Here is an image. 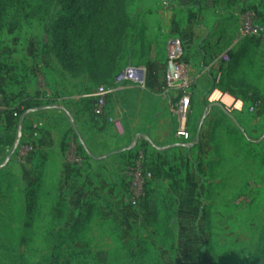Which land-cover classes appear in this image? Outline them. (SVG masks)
<instances>
[{
  "label": "rangeland",
  "instance_id": "obj_1",
  "mask_svg": "<svg viewBox=\"0 0 264 264\" xmlns=\"http://www.w3.org/2000/svg\"><path fill=\"white\" fill-rule=\"evenodd\" d=\"M36 1L0 0V65L11 56L7 41L37 43L51 67L55 59L58 62L51 35L58 9L53 7L41 21L24 18L27 6ZM126 1L128 21L115 75L93 78V93L111 87L114 77L127 68L144 69V81L115 87L100 115L94 113L91 98L87 110L91 127L100 130L87 134L99 151L115 143L117 151V144L126 141L122 148L129 150L128 161L113 168L100 162L91 176L88 172L95 166L91 156L98 154L84 151L68 123L63 147L72 139L83 164L67 163L55 155L43 158L36 141L48 122L35 115L29 130L22 129L21 118L38 104L23 100L16 106L10 132L13 147L20 138V146L26 144L38 123L42 127L34 149L15 148L9 165L7 153L0 152V264H264V49H245L238 21L226 25L223 37L212 35L211 47L203 52L207 58L197 61L195 70H204L206 76H190L191 140L181 142L170 112L176 94L163 82L169 41L177 37L172 32L147 37L145 25L132 15ZM199 14L197 9V22ZM237 47L246 50L237 73L218 82L222 63ZM182 53V61H187L183 45ZM37 80L35 86L41 82ZM215 94L234 104L225 105ZM0 96L6 107L9 95L0 91ZM7 115L0 110V121L5 122ZM4 131L0 128V137H6ZM139 152L153 176L137 208L129 209L123 203L126 172ZM110 174L120 184L113 195L108 194ZM93 178L98 188L92 190ZM92 191L105 194L95 197Z\"/></svg>",
  "mask_w": 264,
  "mask_h": 264
},
{
  "label": "crops",
  "instance_id": "obj_2",
  "mask_svg": "<svg viewBox=\"0 0 264 264\" xmlns=\"http://www.w3.org/2000/svg\"><path fill=\"white\" fill-rule=\"evenodd\" d=\"M129 4V8L133 10L132 15H135L145 25L147 37L156 35L165 37L172 32L171 34L180 40L186 54L189 55L188 60L183 61L188 64L189 75L196 78L206 76L204 70L198 71V73L195 70L198 62L207 58L203 52L207 53L208 48L211 47L209 40L215 32L222 37L225 33L227 34L226 25L230 22L237 23L239 14L245 9H252L264 17V0H234L232 4H227L224 0H129ZM197 9L200 13L198 22L195 15ZM7 44H9L12 52L9 56L10 59H6L5 63L0 65V91L9 95L7 107H15L23 103L25 99H31L38 103L37 107L31 108V112L21 118L19 123L22 129L29 130L32 124L29 122L33 121L31 120L34 118L33 116L37 115L47 120L48 124L44 123V129L36 141L37 153L39 152L45 159L55 155L60 160L64 148L62 137L66 132L64 125L68 123L78 141L83 145L84 151L90 154H98L96 157L91 156L95 164L88 172L91 176L97 170L100 162H102L101 166L108 165L109 168H113L111 165L119 161L127 163L129 150L122 148L126 141L117 144L119 146L117 151H114L116 143L106 148L105 151H99L89 140L87 133L92 130L99 131L100 128L91 127L90 116L87 112L88 102L91 98L95 101V97L99 93L98 89L93 93V83L88 76H73L67 73L56 59L55 63L53 62V67H51L46 62L44 52L37 43L18 42L16 45L7 41ZM245 46L249 50L252 49L250 46L259 50L264 49V44L260 41L246 42ZM238 48H235L231 55L235 54ZM193 55L195 57H192ZM222 66L225 67L224 62ZM81 78L86 79L83 85ZM36 80H41L42 88L34 85ZM46 83L50 89L45 86ZM130 85L135 84L124 83L122 86ZM0 125V128L4 129L6 133L5 138L1 136L5 141L10 136L11 131L7 129L5 122L0 121ZM21 141L22 138H20V143ZM1 151L3 152V150ZM15 154L16 152L7 154L8 165L13 161ZM154 169L160 171L157 164L154 165ZM110 170H108L109 173ZM117 170L119 174L122 171L120 167ZM111 176L110 174L107 185L110 188L108 194L113 195L114 192L118 193L120 184L117 181L114 182L113 176ZM95 182L96 180L93 178L89 184L92 190L95 187L98 188L95 186ZM113 187L115 190H112ZM92 192V195L96 194L95 197L105 194L99 193V191Z\"/></svg>",
  "mask_w": 264,
  "mask_h": 264
},
{
  "label": "trees",
  "instance_id": "obj_3",
  "mask_svg": "<svg viewBox=\"0 0 264 264\" xmlns=\"http://www.w3.org/2000/svg\"><path fill=\"white\" fill-rule=\"evenodd\" d=\"M126 4V0H37L27 6L24 18L41 21L56 7L58 19L51 34L54 55L64 71L73 76L87 74L93 83V78L115 75L128 21ZM245 52L242 48L234 57L233 54L224 61L225 67L218 82L237 73ZM15 120L13 115L5 117L9 131H12ZM13 145L12 137H7L5 141L0 137V147L12 148Z\"/></svg>",
  "mask_w": 264,
  "mask_h": 264
},
{
  "label": "built area",
  "instance_id": "obj_4",
  "mask_svg": "<svg viewBox=\"0 0 264 264\" xmlns=\"http://www.w3.org/2000/svg\"><path fill=\"white\" fill-rule=\"evenodd\" d=\"M238 35L241 39H255L264 44V17L260 16L252 9L243 10L238 17ZM182 54V45L180 40L177 38H171L168 47L169 62L164 75V82L166 87L170 90H174L176 94L175 101L170 110L175 124V136L181 142L187 143L191 140V132L188 128L187 118L190 106V89L192 80L186 63L182 61ZM143 81V69H124L114 77L111 87L98 88L99 93L95 97L94 113L96 115H100L102 113L105 98L114 91L115 87L122 86L124 83L140 85L143 84ZM38 86L42 88V82H40ZM2 98L3 97L0 96V110H5L8 115L16 116V110H18V108L16 106L3 107ZM115 126L118 130H120L119 123L117 121L115 122ZM41 127V123L34 126L29 134V141L21 146L17 143L15 148L19 147L18 149H23L24 151L34 149V141L36 137H38ZM15 148L0 147V150L2 149L7 154H10L13 150V152L17 151ZM62 157L65 162L72 163L77 166L82 165L84 162V158L79 155L72 139H69L65 143L62 151ZM126 173L128 176V189L127 196L124 198L123 203L129 209H136L139 202L143 199L146 188L151 182L153 176L150 171L145 169L143 154L141 152L137 153V158L127 168Z\"/></svg>",
  "mask_w": 264,
  "mask_h": 264
},
{
  "label": "water",
  "instance_id": "obj_5",
  "mask_svg": "<svg viewBox=\"0 0 264 264\" xmlns=\"http://www.w3.org/2000/svg\"><path fill=\"white\" fill-rule=\"evenodd\" d=\"M211 106H217V107H219V108H221V109H224L223 106H222L221 104H213V105H211ZM22 118H23V117H22ZM21 120H22V119H21ZM198 135H199V129L197 130L196 137H195V138H196V141L193 143V145H196V144H197ZM142 138L148 141V138H147L146 136L143 135ZM136 139H137V137H136ZM1 168H2V167L0 166V169H1Z\"/></svg>",
  "mask_w": 264,
  "mask_h": 264
},
{
  "label": "bare ground",
  "instance_id": "obj_6",
  "mask_svg": "<svg viewBox=\"0 0 264 264\" xmlns=\"http://www.w3.org/2000/svg\"><path fill=\"white\" fill-rule=\"evenodd\" d=\"M214 97H215V98H218L219 95L215 94ZM219 98H220V97H219ZM220 99H221V102L224 103L225 105L232 104V101H231L229 98L225 97V96L221 97ZM236 105H237V104H236Z\"/></svg>",
  "mask_w": 264,
  "mask_h": 264
}]
</instances>
